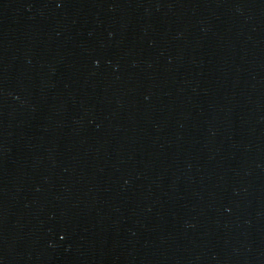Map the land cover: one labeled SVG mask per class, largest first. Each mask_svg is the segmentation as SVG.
Instances as JSON below:
<instances>
[{
	"label": "water",
	"instance_id": "obj_1",
	"mask_svg": "<svg viewBox=\"0 0 264 264\" xmlns=\"http://www.w3.org/2000/svg\"><path fill=\"white\" fill-rule=\"evenodd\" d=\"M0 264H264V0H0Z\"/></svg>",
	"mask_w": 264,
	"mask_h": 264
}]
</instances>
